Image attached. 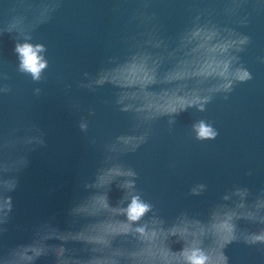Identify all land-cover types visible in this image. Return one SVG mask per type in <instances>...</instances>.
Wrapping results in <instances>:
<instances>
[{"label":"water","instance_id":"obj_1","mask_svg":"<svg viewBox=\"0 0 264 264\" xmlns=\"http://www.w3.org/2000/svg\"><path fill=\"white\" fill-rule=\"evenodd\" d=\"M256 237L264 0H0V264H264Z\"/></svg>","mask_w":264,"mask_h":264},{"label":"clouds","instance_id":"obj_2","mask_svg":"<svg viewBox=\"0 0 264 264\" xmlns=\"http://www.w3.org/2000/svg\"><path fill=\"white\" fill-rule=\"evenodd\" d=\"M40 46L33 49L31 45L18 46L17 50L22 56V68L32 72L33 76H38L39 70L44 67V64L40 61V58L36 55ZM247 74L244 73L240 78H244ZM198 135L202 138L209 137L212 135L211 129L205 127L203 124L198 126ZM146 211H148V205L139 202L138 198H133L129 208L126 210L127 219L129 222L138 220ZM220 227L228 228L230 227L226 222ZM126 230V228H125ZM141 236H147L143 228L136 229ZM152 236L155 233L151 234ZM256 239H264V237H256ZM151 256L150 250L147 253ZM161 259L165 261L166 264V254L161 252ZM185 259L188 264H210L209 257L204 255L199 249L193 250L190 254L185 253Z\"/></svg>","mask_w":264,"mask_h":264}]
</instances>
